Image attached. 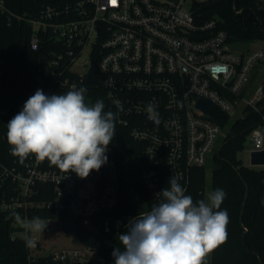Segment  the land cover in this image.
<instances>
[{"label": "built area", "instance_id": "built-area-1", "mask_svg": "<svg viewBox=\"0 0 264 264\" xmlns=\"http://www.w3.org/2000/svg\"><path fill=\"white\" fill-rule=\"evenodd\" d=\"M215 1L40 0L34 13L18 14L0 0V19L10 24L27 22L31 27L29 46L34 51L47 36L61 46L54 50V57L40 60L45 95L85 87L86 103L93 104L90 93H103L104 111L116 114L115 126L126 132L136 152L144 157L141 181L150 200L158 204L162 200L158 193L170 187V177H176L187 192L193 170L214 159L227 127L220 114L231 117L238 107L244 112L262 108L264 80L249 85L254 68L264 62V47L254 48L245 41L250 45L248 51L232 49L223 20L205 15L206 6ZM258 3L263 6L264 0ZM87 45H91V60L86 62L85 73L76 72L73 65ZM64 59L68 62L63 67ZM94 62L97 79L89 82ZM4 65L0 53V77ZM215 65L225 66L226 71L214 73ZM201 98L213 102L209 112L198 105ZM149 103L157 105L158 125L148 118ZM13 117L0 106V213L10 222V237L25 240L26 235L31 236L28 231L18 234L23 227L10 215L13 211L25 221L38 216L47 227L52 219H66L77 227L96 230L93 219L120 202V150L110 143L107 163L86 178L62 171L35 155L21 164L7 142V123ZM249 136L251 158L253 151L264 149V118ZM50 211L55 217H43ZM31 238L36 246L27 247L28 264L43 257L72 264H89L98 258L89 248L44 252L39 238Z\"/></svg>", "mask_w": 264, "mask_h": 264}, {"label": "trees", "instance_id": "trees-1", "mask_svg": "<svg viewBox=\"0 0 264 264\" xmlns=\"http://www.w3.org/2000/svg\"><path fill=\"white\" fill-rule=\"evenodd\" d=\"M5 3L12 12L28 14L34 13L40 0H5ZM240 8L242 12L237 11ZM204 11L208 17L218 16L223 20L232 41L264 39V5L260 6L258 0H218L209 3ZM30 34L31 27L27 22L13 21L10 24L0 19V53L5 59L4 74L0 77V106L13 116L23 109L24 103L37 89L42 90L46 84L39 71L40 60L45 56L54 57V50L62 49L47 36L42 47L34 51L29 46ZM95 60L98 61L97 56ZM67 62L64 59L62 66ZM90 96L93 104L102 100L105 105L101 91H92ZM260 104V111L247 108L244 117L234 121H230L227 113L219 115L223 124H231L213 159L211 192L216 189L226 192L221 210H227L229 223L227 239L210 253V264H264V167L248 166L239 156L251 130L263 123L264 97ZM122 131L115 126L111 142L120 150V202L93 219V226L101 238L93 249L98 258L89 264H115L112 252L116 247L122 250L119 235L127 232L132 218L156 205L141 181L144 157L136 152L133 140ZM206 173V167L195 168L192 172L186 194L194 201L206 200ZM246 183L249 194L241 216ZM47 216L55 217V214L51 211L43 214V217ZM6 217L0 213V264H28L25 240L10 237L12 229ZM59 223L68 232L66 219ZM35 264L72 263L43 257Z\"/></svg>", "mask_w": 264, "mask_h": 264}, {"label": "clouds", "instance_id": "clouds-1", "mask_svg": "<svg viewBox=\"0 0 264 264\" xmlns=\"http://www.w3.org/2000/svg\"><path fill=\"white\" fill-rule=\"evenodd\" d=\"M214 73L226 71L215 65ZM85 87H73L65 94L45 95L37 89L23 109L7 123V142L21 164L29 155L80 178L107 163L105 153L115 136L116 114L105 112L104 102L86 103ZM157 105L146 106L148 118L160 123ZM170 187L158 193L162 200L149 212L129 221L119 235L122 245L112 252L115 264H206V257L227 239L229 216L221 210L226 197L223 189L210 192L206 200L194 201L176 177ZM10 215L28 232L43 233L48 223L40 217L23 220L18 212ZM25 246L36 241L26 235Z\"/></svg>", "mask_w": 264, "mask_h": 264}, {"label": "rangeland", "instance_id": "rangeland-1", "mask_svg": "<svg viewBox=\"0 0 264 264\" xmlns=\"http://www.w3.org/2000/svg\"><path fill=\"white\" fill-rule=\"evenodd\" d=\"M254 48L264 47V39L257 38L253 42H251ZM91 60V45H87L81 55L77 58L76 62L73 65V70L79 73H85L87 66L86 62H90ZM264 80V62H261L256 65L252 75V82L249 86L254 85L258 81ZM245 112L242 107H238L234 111L231 112L230 121H234L237 118L244 117ZM231 124V123H230ZM230 124L224 128L222 135L219 138L218 145H220L226 136ZM251 146L250 136L248 135L247 140L245 142V147L242 151L239 152L240 158L246 165H249L250 155L247 148ZM218 147V146H217ZM214 167L213 160L210 161L206 168V199L208 194L211 192L212 185V170ZM264 167V166H258ZM44 220V219H43ZM52 225L47 227L43 233L30 232L31 236H37L41 242V247L44 252H50L53 250L59 249H78V250H87L88 247L81 241L75 240L74 237L67 232L59 223L58 219H52ZM24 232V233H23ZM27 232V230L23 227L22 232H18L19 235H23ZM92 255H95L94 253ZM207 264H210V257H207Z\"/></svg>", "mask_w": 264, "mask_h": 264}, {"label": "water", "instance_id": "water-1", "mask_svg": "<svg viewBox=\"0 0 264 264\" xmlns=\"http://www.w3.org/2000/svg\"><path fill=\"white\" fill-rule=\"evenodd\" d=\"M230 47L234 50H240L246 52L249 50L250 45L245 41L237 40V41H232L230 43ZM96 79H97V65L96 62H94L88 73V81L95 82ZM198 105L201 108H203L206 112H209L213 106V102L210 99L201 98L199 99ZM250 159H251L250 160L251 165L255 167L264 166V149L259 151H253L251 153ZM246 188L247 189H246L245 199L243 201V209L241 216L243 214L246 200L249 194L247 183H246ZM67 225H68V232L74 237V239L83 242L89 249H94L98 244V242L100 241L101 238L100 234L92 228L77 227L74 224V222L71 220L68 221Z\"/></svg>", "mask_w": 264, "mask_h": 264}, {"label": "crops", "instance_id": "crops-1", "mask_svg": "<svg viewBox=\"0 0 264 264\" xmlns=\"http://www.w3.org/2000/svg\"><path fill=\"white\" fill-rule=\"evenodd\" d=\"M211 253V252H210ZM210 253L208 254V256L207 257H210ZM207 260H208V258H207Z\"/></svg>", "mask_w": 264, "mask_h": 264}, {"label": "snow or ice", "instance_id": "snow-or-ice-1", "mask_svg": "<svg viewBox=\"0 0 264 264\" xmlns=\"http://www.w3.org/2000/svg\"><path fill=\"white\" fill-rule=\"evenodd\" d=\"M113 2H114V0H113Z\"/></svg>", "mask_w": 264, "mask_h": 264}]
</instances>
